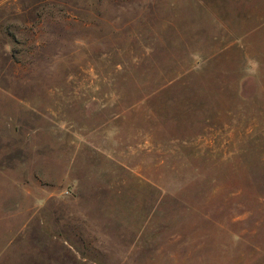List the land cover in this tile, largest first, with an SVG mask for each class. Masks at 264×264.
Wrapping results in <instances>:
<instances>
[{
    "label": "rangeland",
    "instance_id": "1",
    "mask_svg": "<svg viewBox=\"0 0 264 264\" xmlns=\"http://www.w3.org/2000/svg\"><path fill=\"white\" fill-rule=\"evenodd\" d=\"M0 264H264V0H0Z\"/></svg>",
    "mask_w": 264,
    "mask_h": 264
}]
</instances>
